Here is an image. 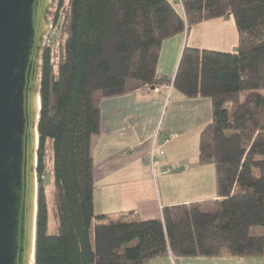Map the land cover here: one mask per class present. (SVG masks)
<instances>
[{"label":"trees","instance_id":"obj_1","mask_svg":"<svg viewBox=\"0 0 264 264\" xmlns=\"http://www.w3.org/2000/svg\"><path fill=\"white\" fill-rule=\"evenodd\" d=\"M181 2L57 1L50 22L59 32L40 57L35 264L264 258V0ZM228 17L239 34L235 52L186 46L174 80L158 73L165 41ZM171 85L187 99L212 102L199 163L216 167L214 210L190 202L149 221L97 215L91 143L101 100Z\"/></svg>","mask_w":264,"mask_h":264},{"label":"crops","instance_id":"obj_2","mask_svg":"<svg viewBox=\"0 0 264 264\" xmlns=\"http://www.w3.org/2000/svg\"><path fill=\"white\" fill-rule=\"evenodd\" d=\"M228 24L232 26L230 17L214 19L193 27L200 30V38L191 39L192 28L188 34L165 41L161 49L158 73L174 80L186 46L235 52L236 42L234 36L231 39L229 37ZM213 38L228 48L206 46ZM166 105V116L162 120ZM100 112V132L93 137L91 143L97 215L133 213L134 219L149 221L161 218L162 209L166 206L190 202H200L206 206L204 198L173 200L167 183L170 172H166L162 160L157 168L156 162L152 166L150 151L157 133L161 135L158 146L162 145V136L167 133H174L176 138L190 133H201L212 119L210 99H187L171 85L167 88H151L102 99ZM165 154L166 161L167 153ZM149 161L151 167L147 164ZM149 264H264V258L223 256L175 259L170 255Z\"/></svg>","mask_w":264,"mask_h":264},{"label":"water","instance_id":"obj_3","mask_svg":"<svg viewBox=\"0 0 264 264\" xmlns=\"http://www.w3.org/2000/svg\"><path fill=\"white\" fill-rule=\"evenodd\" d=\"M56 0H0V264H35L37 123Z\"/></svg>","mask_w":264,"mask_h":264},{"label":"rangeland","instance_id":"obj_4","mask_svg":"<svg viewBox=\"0 0 264 264\" xmlns=\"http://www.w3.org/2000/svg\"><path fill=\"white\" fill-rule=\"evenodd\" d=\"M232 21V26L228 24L227 32H230L229 37L234 36L236 45L239 44V34L235 24V21L230 17ZM233 27V28H231ZM234 29V30H233ZM234 34L231 35V32ZM200 30L198 28H193L192 38H200ZM204 37H207L204 36ZM201 43V42H199ZM204 44V43H203ZM202 46V43L201 45ZM206 46L210 48H228L223 47L217 39H212ZM210 50V49H203ZM216 51V50H212ZM234 51V49H232ZM176 93V92H175ZM168 106H165L162 114V120L166 116ZM162 123V122H161ZM161 126V124H160ZM201 133H190L186 136H178L175 140L171 141L163 149L167 153V160L163 161L165 168L170 169L169 177L167 178V183L169 184L170 197L173 200H185L190 198H204L206 199L204 210L210 211L214 210V206L211 199L217 197V183H216V167L213 164L202 166L199 163V138ZM51 153L48 152V157L50 159ZM160 161H156L155 168L158 167ZM150 167V161L147 163ZM170 165V166H168ZM168 166V167H167ZM154 167V166H153ZM44 178V184L46 189H49V180L47 176ZM37 192H38V180H37ZM50 204V220H51V232L55 233L54 217H53V205H52V195L49 196ZM261 229H255L254 234Z\"/></svg>","mask_w":264,"mask_h":264},{"label":"built area","instance_id":"obj_5","mask_svg":"<svg viewBox=\"0 0 264 264\" xmlns=\"http://www.w3.org/2000/svg\"><path fill=\"white\" fill-rule=\"evenodd\" d=\"M177 2L180 4L182 7V2L181 0H177ZM59 32V25L57 23H51L49 24V28L45 34L44 37V45H50L56 34ZM176 138V135L174 133H167L162 136V145L158 146V142L161 139V135L157 133L155 137L153 138V144H152V149L150 151V159H151V164L154 166L156 161L164 160L166 157L164 147L167 146L173 139ZM167 173L170 172V169L166 170ZM37 177V175H36ZM37 179V178H36ZM38 180V179H37Z\"/></svg>","mask_w":264,"mask_h":264},{"label":"flooded vegetation","instance_id":"obj_6","mask_svg":"<svg viewBox=\"0 0 264 264\" xmlns=\"http://www.w3.org/2000/svg\"><path fill=\"white\" fill-rule=\"evenodd\" d=\"M57 1H58V0H56V2H55V4H54V7L51 9L52 14H53L54 10H56V8H57ZM52 14H51L49 20L52 18Z\"/></svg>","mask_w":264,"mask_h":264}]
</instances>
